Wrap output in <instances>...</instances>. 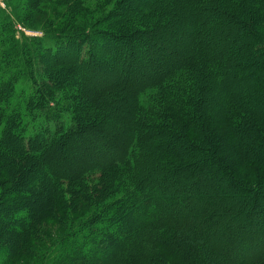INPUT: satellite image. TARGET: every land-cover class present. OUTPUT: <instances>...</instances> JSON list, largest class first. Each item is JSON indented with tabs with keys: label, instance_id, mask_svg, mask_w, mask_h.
<instances>
[{
	"label": "trees",
	"instance_id": "trees-1",
	"mask_svg": "<svg viewBox=\"0 0 264 264\" xmlns=\"http://www.w3.org/2000/svg\"><path fill=\"white\" fill-rule=\"evenodd\" d=\"M40 2L0 9V264H264V0H52L61 29L26 36ZM217 184L256 228H219Z\"/></svg>",
	"mask_w": 264,
	"mask_h": 264
},
{
	"label": "rangeland",
	"instance_id": "rangeland-1",
	"mask_svg": "<svg viewBox=\"0 0 264 264\" xmlns=\"http://www.w3.org/2000/svg\"><path fill=\"white\" fill-rule=\"evenodd\" d=\"M51 5H52V0H41L37 9L32 12L31 16L26 18V20H24V21L22 20L20 22H18V21L15 22L16 27H18V29H20L26 36H37L38 37V36H41L42 33L47 29L53 30V31H59L61 29V27H59V20L57 19L56 14L53 12ZM186 5L187 4H185V2L179 3L177 5L175 3V4H173V6L171 8L166 9L167 12H169V13L172 12L176 18L178 16H183L181 18H184V17L186 18V21L182 23V27H183L182 32H184L183 33L184 35L187 34V31H185L184 29L190 28V26H189L190 21H189L188 17H191L189 15V12H188L189 11L188 9L190 6L186 7ZM0 9L5 11L6 13H8L11 17H12V14L16 15L18 13V10L13 9V6L11 5V0H0ZM163 9L165 10V8H163ZM245 9H246V11H251V6L248 3H246ZM213 16H215L214 13L208 12V14L206 15V17H207L206 19H213ZM91 21H92V19H91ZM87 22L80 20L78 22V25L79 26H85ZM207 25L208 24H206V28L208 27ZM224 27H226L225 21L222 25H220L218 23V25H215V26L212 25V27H209L207 29H209L212 34H215L216 36H218L219 31L221 29H223ZM258 29L262 30V28L260 29V27ZM17 37H19L18 33H17ZM36 66L38 68L37 64H36ZM239 86H240V88H242V90L245 91L246 86L243 85V83L239 84ZM59 97H60V93H57L55 98L59 99ZM104 131H102V132H104ZM96 143H98V142L97 141H91V142L86 141V142L82 143L83 146L81 147L80 152H82L83 154L91 153L92 152L91 148ZM254 144L256 145L257 142L254 141ZM89 146H90V149H88ZM258 148H259V145L255 149H258ZM104 150H105V148L101 147V149L99 151L97 150L98 154H103ZM260 150H261V148H259L258 150H255L254 153L257 154V151H260ZM220 154H221V150H220ZM94 156H95V154H94ZM69 164L70 163L67 162V166H69ZM255 167H256L255 170H257L256 173H258L260 175V178L262 179L260 181L264 182V170L258 168L257 166H255ZM239 172H242V169H239ZM246 181H249L250 183L251 182H259V181L255 180V173L252 176H249V179H246ZM213 188H217L215 190H218L222 194V196H219V199H217L215 202H217L216 205L219 206L220 208H223V212H225L223 214L224 215L223 219L221 216L219 228H223L225 230L226 227H229V228H232L230 230H233L236 227L240 226L245 220H246V225L243 227L244 229H246L247 227L248 228L249 227L256 228V226L254 224L249 225L251 223L246 218L248 217V214L257 215L258 212H260L261 209H263V207L253 206V203H251L249 201V199H247V197L245 198V196H242L240 199L238 196L228 194L226 192V190L221 187V184L213 185ZM212 192H214V190ZM205 193H206L205 196H208L209 193H207V192H205ZM161 194H162V196H158V197H161V198L166 197L167 198V196L169 195L168 193H164V194L161 193ZM43 204L45 205L46 203L44 202ZM91 205H92L91 203L88 204L85 201L80 200V203L78 206L71 207L73 211H72V214H71V211L68 212L69 218L75 219V221H73L74 224L77 223L79 221V219H81V217L84 216L85 213L88 212L84 206H91ZM210 206H212V205H210ZM225 207H226L227 211H225ZM174 209H177V206L174 207ZM206 209H205V212L207 211ZM10 212H11L10 209H5L4 216L7 218V216H8L7 214H9ZM243 214H244L245 219L242 217ZM9 215H11V214H9ZM58 219L63 220L64 218H63V216H59ZM57 223H55L54 221L48 220V219H43V220L38 221L37 224H38V227L40 228L39 235L42 234V238L45 239V241L44 242H38L37 244H40L41 246L42 245L50 246L51 238L54 236V234L57 231L59 232L62 230L61 227H59V225ZM210 225L211 226L215 225V227H216L217 224H215L214 222H211ZM214 230L216 231V229H214ZM257 240H258L257 238L254 239L251 242V244H254ZM230 241H233V239H230ZM230 241H228V244ZM252 248H257V247L253 246ZM229 250H230V248L228 247V251ZM49 254H50V252H48L46 254V258H43L42 260H40V262L38 261V264H43V263L44 264H50V263H48V260L52 257V255H49ZM44 257H45V254H44ZM19 260H20V258L13 264H30L29 260H27V258H23L20 261Z\"/></svg>",
	"mask_w": 264,
	"mask_h": 264
}]
</instances>
